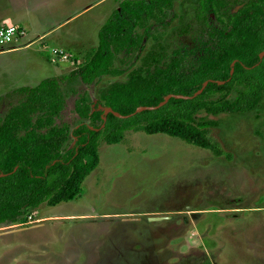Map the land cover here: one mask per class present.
Returning a JSON list of instances; mask_svg holds the SVG:
<instances>
[{
	"label": "rangeland",
	"instance_id": "374dc122",
	"mask_svg": "<svg viewBox=\"0 0 264 264\" xmlns=\"http://www.w3.org/2000/svg\"><path fill=\"white\" fill-rule=\"evenodd\" d=\"M112 1L68 0L75 5L44 10L46 23L54 25L92 5L54 35L63 47L66 42L69 52L86 46L84 50H90L99 42L107 15L115 11ZM227 1L228 9L236 12L249 0ZM195 9L196 0H175L162 18L166 28L150 24L157 39L146 38L142 50L115 56L113 66L124 71L122 75L103 76L90 86L60 81L65 106L56 124L67 125L69 133L82 123L89 125L74 113L76 99L86 95L92 110H104L101 90L125 82L159 45L168 54L176 48L193 49L202 28ZM28 17L36 26L35 18ZM210 21L220 26L215 17ZM73 35L78 40L67 42ZM17 54L4 57L19 60L14 59ZM28 54L21 58L24 73L34 79L21 77L27 87L66 67L67 62L57 66L30 50ZM71 64V71L78 68ZM7 71L1 64L0 80ZM7 86L0 85V95ZM240 90L235 87L228 100ZM7 107L0 104L3 112ZM201 118L215 123L208 136L220 155L164 134L126 132L120 143L102 142L97 166L83 180L78 196L55 206L42 204L27 210L16 224L0 225V264H264V95L252 112H200L197 120ZM73 143L69 135L63 150ZM154 217L165 219L149 221Z\"/></svg>",
	"mask_w": 264,
	"mask_h": 264
},
{
	"label": "trees",
	"instance_id": "16d2710c",
	"mask_svg": "<svg viewBox=\"0 0 264 264\" xmlns=\"http://www.w3.org/2000/svg\"><path fill=\"white\" fill-rule=\"evenodd\" d=\"M175 0H120L100 28L98 45L84 62L61 79H79L92 85L103 76H119L115 56L139 51L150 33L151 22L163 21ZM227 0H196L195 18L202 22L193 49L176 48L170 54L159 45L141 60L125 82H114L101 90L104 110H92L82 95L74 113L82 123L71 133L56 119L65 106V95L57 78H47L34 87H22L20 95L0 118V225L16 224L29 209L69 202L98 163V148L120 143L126 132L164 134L220 155L208 134L215 123L201 118L223 113L254 111L264 95V0H249L236 12ZM215 17L220 26L211 22ZM142 29V34L138 30ZM204 84H206L204 86ZM204 86L201 94L193 96ZM235 87H242L228 100ZM168 95L165 105L133 114L138 107H155ZM217 96V99H213ZM69 135L73 146L63 150ZM218 146V145H217Z\"/></svg>",
	"mask_w": 264,
	"mask_h": 264
},
{
	"label": "crops",
	"instance_id": "0c3cea01",
	"mask_svg": "<svg viewBox=\"0 0 264 264\" xmlns=\"http://www.w3.org/2000/svg\"><path fill=\"white\" fill-rule=\"evenodd\" d=\"M98 3L96 2V4ZM69 4L71 6H74L75 2L69 3L68 0H53L49 3H47L46 0H40L38 2L34 0H0V28L14 27L22 32V34L16 36L11 43H0V65L4 64V71L11 70L10 75L7 71L6 77L4 76V78L0 80V85L3 83L8 84V86L5 87V90L3 92L1 91L2 94L0 95V104L3 103V105L6 104L8 106L5 112H3L2 108H0V111L2 113H0V118H2L6 114V112L11 106L19 102L21 97L14 91L19 88H22V86L27 87L25 86L23 80L27 77H29L30 80H34L32 79L31 73H24V61L21 59L25 57H30L28 54V50H30L31 53H35L36 56H39L40 59H42L45 63L48 64H55L59 66V64H63V62H67L65 63L66 67L58 68L59 74L57 73L56 76L53 77L59 79L60 81L62 78L68 76L69 71H71V69L69 68L72 66L71 62L73 63V65H77V67L84 62V57L89 51V48L84 50L87 46L85 48L83 47L78 49V46L73 44V47L78 49V51L71 52L70 50L69 52L65 48L67 46L66 42L64 44L65 47H63V43H61L60 40H57V37L54 38V35H57V31L61 30L63 26L72 22L79 15L89 10L92 5L86 6V8L81 11L82 13L74 12L70 17H67L64 21H56L54 25L46 23L47 19L45 18L46 15L44 13V10H48L49 8H67ZM117 5V2L113 0V10L117 9ZM108 13L110 14V12ZM29 15L35 18L36 26H34L29 20ZM108 17L109 16L107 15L106 19H108ZM76 40L78 39H76V36L73 35L67 39V42L73 43ZM53 42H57L58 45L53 46ZM97 45L94 48H96ZM32 48H34V50H32ZM46 51H49V54L46 55ZM15 53L18 54L14 59L19 57V60H13L11 56L4 57ZM63 57H67V59L63 60ZM14 71H17L16 75H14ZM21 77H24L23 80L21 79ZM63 81L84 85L79 79H74L73 81Z\"/></svg>",
	"mask_w": 264,
	"mask_h": 264
},
{
	"label": "water",
	"instance_id": "95a60500",
	"mask_svg": "<svg viewBox=\"0 0 264 264\" xmlns=\"http://www.w3.org/2000/svg\"><path fill=\"white\" fill-rule=\"evenodd\" d=\"M263 54H264V53H261V54H260V58L263 57ZM205 85H206V84H204V86H205ZM204 86H203L199 91H197L193 96L195 97V96L201 94V92H202ZM171 97H176V98H188V97H181V96L168 95V96H166V97L164 98V100H163L162 102H160L157 106H155V107H138V108L135 110V112H134L133 114H136V113L142 112V111H144V110H154V109H157V108H159V107L165 105L166 102H167ZM108 113H113V115H114L115 117H118V118H126V117L131 116V115H128V116H121V115H119L118 113L112 112V110L109 109V108H104V115H107ZM163 219H165V218L154 217V218H150L149 221H160V220H163Z\"/></svg>",
	"mask_w": 264,
	"mask_h": 264
},
{
	"label": "built area",
	"instance_id": "2783aa9c",
	"mask_svg": "<svg viewBox=\"0 0 264 264\" xmlns=\"http://www.w3.org/2000/svg\"><path fill=\"white\" fill-rule=\"evenodd\" d=\"M22 32L14 27H1L0 28V43L8 44L11 43L12 40L21 35ZM67 57H63V60H66Z\"/></svg>",
	"mask_w": 264,
	"mask_h": 264
}]
</instances>
